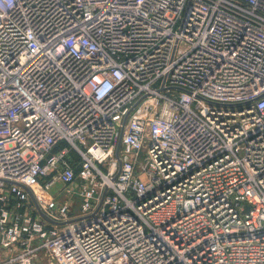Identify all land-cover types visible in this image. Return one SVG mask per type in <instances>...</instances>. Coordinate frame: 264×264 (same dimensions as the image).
<instances>
[{
    "label": "built area",
    "instance_id": "built-area-1",
    "mask_svg": "<svg viewBox=\"0 0 264 264\" xmlns=\"http://www.w3.org/2000/svg\"><path fill=\"white\" fill-rule=\"evenodd\" d=\"M0 264H264V0H0Z\"/></svg>",
    "mask_w": 264,
    "mask_h": 264
},
{
    "label": "rangeland",
    "instance_id": "rangeland-1",
    "mask_svg": "<svg viewBox=\"0 0 264 264\" xmlns=\"http://www.w3.org/2000/svg\"><path fill=\"white\" fill-rule=\"evenodd\" d=\"M60 189V184H56L52 187L51 191L52 193H57ZM73 205H72V211H77V207L79 206V199L74 197L73 199H71Z\"/></svg>",
    "mask_w": 264,
    "mask_h": 264
},
{
    "label": "water",
    "instance_id": "water-1",
    "mask_svg": "<svg viewBox=\"0 0 264 264\" xmlns=\"http://www.w3.org/2000/svg\"><path fill=\"white\" fill-rule=\"evenodd\" d=\"M125 121H126V119L124 120V124H123V126L125 125ZM123 132V128H122V131H121V133ZM120 141H121V139H119V143H118V148H119V145H120ZM41 214H42V216L45 218V219H47V220H51L46 214H44L43 212H41Z\"/></svg>",
    "mask_w": 264,
    "mask_h": 264
}]
</instances>
